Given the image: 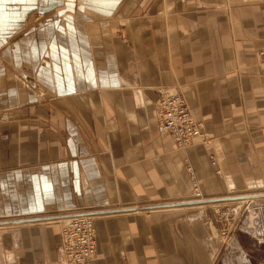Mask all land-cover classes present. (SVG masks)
<instances>
[{
	"label": "crops",
	"instance_id": "crops-1",
	"mask_svg": "<svg viewBox=\"0 0 264 264\" xmlns=\"http://www.w3.org/2000/svg\"><path fill=\"white\" fill-rule=\"evenodd\" d=\"M263 76L264 0H0V264H64L78 214L91 264L262 255L264 201L225 205L228 229L215 210L264 181ZM163 88L209 148L158 133ZM189 168L214 204L186 202Z\"/></svg>",
	"mask_w": 264,
	"mask_h": 264
},
{
	"label": "built area",
	"instance_id": "built-area-1",
	"mask_svg": "<svg viewBox=\"0 0 264 264\" xmlns=\"http://www.w3.org/2000/svg\"><path fill=\"white\" fill-rule=\"evenodd\" d=\"M264 88V76H263ZM156 104V124L160 135L171 137L180 149H186L197 139L209 148L211 137L204 131L203 123L198 121L190 109L187 98L173 90L163 88L158 91ZM212 166L217 175L222 174L216 159L212 157ZM192 186V202L206 199L200 189L192 168L188 169ZM62 252L64 264H91L97 254V239L94 219L88 214L74 215L66 220L62 227Z\"/></svg>",
	"mask_w": 264,
	"mask_h": 264
},
{
	"label": "rangeland",
	"instance_id": "rangeland-1",
	"mask_svg": "<svg viewBox=\"0 0 264 264\" xmlns=\"http://www.w3.org/2000/svg\"><path fill=\"white\" fill-rule=\"evenodd\" d=\"M98 1H96L97 4ZM101 2V1H99ZM95 5V4H94ZM247 190L245 195H238L234 193L227 199H223L222 200V207L224 208H217L215 210V214L218 216L219 221H223L222 223H224L225 227L228 229L230 228V223H228L230 220H234V217L236 216V211L228 208L226 206H231L232 204H237L236 202H259V201H264V181H260L258 183H250L249 185H247ZM262 196V197H259ZM261 199V200H260ZM186 202H190L189 205L191 206H205L206 204H214L215 201L213 200H208L206 199L203 202H192L191 198L189 201ZM226 205V206H225ZM204 212H202L201 214H203ZM206 214V213H205ZM231 222V221H230ZM236 228V227H235ZM264 249V248H263ZM227 253L230 254L229 250L227 251ZM222 264H264V251L262 255H258L257 253L255 254H249V256L245 255L244 253H239V259L238 260H234L231 259L229 256H225L223 259Z\"/></svg>",
	"mask_w": 264,
	"mask_h": 264
},
{
	"label": "water",
	"instance_id": "water-1",
	"mask_svg": "<svg viewBox=\"0 0 264 264\" xmlns=\"http://www.w3.org/2000/svg\"><path fill=\"white\" fill-rule=\"evenodd\" d=\"M259 197H262V196H259Z\"/></svg>",
	"mask_w": 264,
	"mask_h": 264
}]
</instances>
